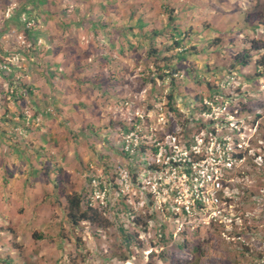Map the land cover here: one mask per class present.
<instances>
[{"label": "rangeland", "instance_id": "1", "mask_svg": "<svg viewBox=\"0 0 264 264\" xmlns=\"http://www.w3.org/2000/svg\"><path fill=\"white\" fill-rule=\"evenodd\" d=\"M31 1L0 0L1 4L18 6ZM42 1L61 8L64 15L78 6L81 11L85 10L83 6L89 11L94 3L97 7L108 5L102 0ZM126 2L146 3L147 17L152 20L156 16L155 22L140 23V29L128 31L127 44L112 40L110 46L96 37L93 42L81 36L77 40L70 30L61 33L58 29L64 39L46 46L40 42L41 53L35 54L32 49H36L33 36L39 33L37 26L36 33L26 39V47H30L20 49L28 56H18L9 73V80L18 79V97L10 94L8 78L0 79V264H264V161L250 160L234 178L233 187L237 188L231 192L228 217L205 226H181V221L167 215L160 203L146 197V190L134 184L124 189L120 169H131L122 158L125 155L118 151L119 133L110 137L109 132L114 127L118 130L124 109L119 98H106L122 90L113 82L117 71L113 67L119 61L126 65L123 72L129 74L128 81L132 80L130 96L138 94L143 83L145 102L163 99L170 92L177 99L209 95L212 87L224 84L225 78L235 73L239 87L230 89V95L226 86L224 94L250 108L248 117L257 129L251 133L254 138L248 157L259 154L264 159V77L255 76L253 65L229 71L243 39L264 44V0ZM166 7L176 10L174 22L168 27ZM121 9L124 15L128 7ZM75 15V20L87 24L95 19L92 13ZM129 24L133 25V20ZM173 24L178 28L173 32L183 37L187 51L184 61L172 64L187 75L186 82H178L181 86L176 89L169 81L155 80L161 71L153 57V50H160L161 56L171 54L164 51L171 47L172 40L166 35ZM141 29L145 36L154 29L166 35L154 36L151 41L140 38ZM100 30L103 34L104 29ZM39 36L45 39L42 33ZM17 39L14 34L0 39V58L2 52L18 45ZM120 48L133 59L123 60ZM45 49L47 60L41 55ZM66 53L74 61L60 57ZM46 61L58 63L59 68H46ZM139 61L143 81L138 70L131 71ZM197 78L198 83L194 82ZM94 80L100 83L98 87L91 84ZM92 177H98L105 188L104 200L102 196L95 199L91 193ZM74 194L80 197L82 209L90 204L96 211V222L72 227L66 198ZM137 219L139 227L134 224Z\"/></svg>", "mask_w": 264, "mask_h": 264}, {"label": "built area", "instance_id": "2", "mask_svg": "<svg viewBox=\"0 0 264 264\" xmlns=\"http://www.w3.org/2000/svg\"><path fill=\"white\" fill-rule=\"evenodd\" d=\"M35 25L34 16L29 11H21L18 5L8 3L4 7L0 6V39L4 40L11 34L18 38V45L12 51L1 53V80H9L11 67H14L13 61H18V56L27 57L24 50L20 49L30 47H26V39L29 37L25 32L30 34ZM16 83L15 81V85ZM8 84L7 81L6 85ZM10 93H13L12 87ZM204 103L210 104L207 101ZM225 108L226 105L222 110ZM166 114L171 117L162 103L155 105L154 109L145 108L129 114V125L122 133L120 150L126 154L132 170L124 167L120 169L119 176L123 186L128 189L134 173L141 170L145 172L142 179V175L137 177L141 188L148 187L152 194L162 193L174 197L176 202L185 206L189 215L194 214L190 212L193 210L192 205H219L218 193L222 190L224 181L222 168H231L236 161L231 155L234 150L232 137L230 134H221V130L226 129L225 126L207 134L203 131L190 134L181 126L166 132L165 127L170 122ZM154 120L161 125L160 128L154 126ZM183 131H187L186 134ZM131 155H143L144 158L139 162L132 161L129 159ZM98 184L96 177L92 180V185L96 187ZM213 213L217 214V210Z\"/></svg>", "mask_w": 264, "mask_h": 264}, {"label": "clouds", "instance_id": "3", "mask_svg": "<svg viewBox=\"0 0 264 264\" xmlns=\"http://www.w3.org/2000/svg\"><path fill=\"white\" fill-rule=\"evenodd\" d=\"M38 1L43 2V5H40V4L38 5L34 0H32L31 1L32 4L28 3V5L24 4V5L18 6L21 11H29L34 16V18L36 19L35 28L32 29L31 33L28 34L27 32H25V35L27 37H30L31 35H34L36 33L37 26L39 28L38 29L39 33H37L35 36H33L35 38V42H36L35 43L36 49H32V50L34 51L35 54L41 53V51H39V47H38L40 42L45 44V46L48 43L46 38L43 40V38L41 36H39L42 33L45 37V27H43L41 24H39V22H42L44 24V20H43L44 10H43V8H44V5L46 4V1H42V0H38ZM6 5L7 4H1V2H0L1 7H4ZM36 5H38V6H36ZM249 6H250V4H249ZM34 8L39 9V10L36 11ZM180 9L183 10L182 7ZM224 9L229 10V6H225ZM238 10H240V9H238ZM166 13L168 14V11ZM175 13H176V10H175L174 14ZM169 15H168V21H166L167 27L170 24L169 23ZM94 16H96L95 20H97L99 22L101 20H103L102 18H100L101 14L95 13ZM95 20H93L92 22H94ZM173 22H174V19L171 23H173ZM138 27L139 26H137L136 28H138ZM136 28H134V29H136ZM172 29L178 30V28L174 24L172 26H170V31ZM182 39H183V37L179 34V38H177L175 41L180 43V46L175 47L174 53H182L185 51V48L182 45ZM24 54L26 56H28V53H24ZM41 55L44 58H46V60H47V57L45 55H48V49H45ZM253 59H254V57H253ZM254 60H258V59H254ZM91 63H92V61H91ZM58 65H59L58 63L47 64V61H46L45 67L47 68L49 66V68L52 70L55 66L58 67ZM238 68L245 69L247 67L244 68L242 66H237L236 69H238ZM133 69L138 70L139 77L143 81V79H142V61H139L138 63H136V65L134 66ZM254 69H255V67H254ZM229 71H231V70H229ZM161 73L163 74V80H159V78H158L159 75L157 77H155V80L157 82L159 81L161 83H163L165 81H169L174 89L180 87L181 83L186 82L185 77L187 75L181 73L175 67V65H173L172 69L163 70ZM256 73H258V72L255 69V76H256ZM256 77H258V76H256ZM236 78L237 77H236L235 73H230L229 78L228 79L225 78L224 84L223 83L216 84L214 87L211 88V91H209V93H208L209 95L204 94V96H202L203 94H200L198 97L183 95V96H185L183 99H177L174 97L173 93L170 92L163 99L160 97L156 100H151L148 102L144 101L143 83H142V86H141L142 89L140 90V92H138V94L136 93L134 97H131L130 92H128V93H125L124 96L120 99L119 104L124 109V112L119 117V119H120L118 121L119 128L116 131H115V127H114V130H110V131L108 130L110 132V137L119 133V142H118L117 148H118V151L120 152V154H122L123 152L120 150V142H121V137H122L123 131H125L129 125V121H128L129 114L136 113L138 111L144 110L145 108L154 109L155 105H157L159 103H162L165 107V111L171 115V117H170L168 114H166V117H168V119L170 120L169 124L165 127L166 132L168 131V129L174 130L178 126H181V127H185L187 129V131L190 132V134L193 132L197 133L199 131H203L204 133L207 134L209 132L214 133V130L216 128H220L221 126L226 127V129L221 130V134H223V135L230 134V136L232 137V142L234 143V150L231 151V155H232V159H234L236 161L232 164L231 168H228V169L222 168L223 172H224L223 188L218 193V196L220 198L219 199L220 204L219 205H213L215 208L212 206H204V205H200V204L192 205L191 207H193V210H190V212H193L194 214L189 215V213L186 212L185 206L179 202H176L174 200V197L165 196L162 193H158V194L153 193L152 194L148 187L141 188V186L139 185V182H138L139 180L137 179V177L142 175L141 176V179H142L143 175L145 174L144 171H141V170L137 171L136 174L134 173L133 180L131 179L132 180L131 185L134 184V186L137 187L138 189L140 188V189L146 190V197L150 198L154 202L160 203L161 206L163 207V210L166 211L167 215H169L170 217H172L178 221H181V224H182L181 226H187V225H195L196 227H199L201 225L205 226V224H211L213 222H216V219H218V218L228 217V210L231 209V202H232L231 201L232 200L231 192L233 189L237 188L236 186L233 187L234 178L237 176V174L238 175L240 174V170L242 169L243 165L248 164L250 162V160H252L254 162H256V160L262 161V156L259 154H257V155L253 154L252 157H248L250 154V151H251V147H252L251 141L254 138V137H252L251 133H252V131L255 132L257 129V126L255 124H253L254 121H251V119L248 117L249 112H250V110H249L250 108L245 109V105L238 103V101L235 99L234 96L229 97V96H226L224 94V90H225L226 86H227L226 91L230 95L233 93L232 91H230V89L236 90L239 87ZM260 78H262V77H260ZM17 80L14 78L12 80H9L8 81L9 87L11 88L12 86H14V87L18 88L17 85L11 83V81L17 82ZM190 82L186 83V85H188ZM194 82L198 83V78L195 79ZM25 88L27 90H29L28 89L29 87H27L26 85H25ZM121 91L122 90H120V92ZM18 93L20 94L19 88H18L17 94ZM10 94H13V93H10ZM168 96H170L172 98L170 100H168L167 99ZM138 97H140V99H138ZM19 98H22V97L20 96ZM204 101H207L210 104H205ZM225 105H226V108L224 110H222L223 107H225ZM212 108H214V109H212ZM216 108H217V110H216ZM203 115L205 117H203ZM216 117H217V119H216ZM154 124H155L154 126H156L157 128H160V126H161V125L157 124L155 120H154ZM231 125H233V126H231ZM101 129L102 128H100V130ZM104 131L106 132V129ZM186 132H184V134H186ZM228 132H230V133H228ZM159 133H160V130H159ZM124 155L125 156H122V158L126 161V164L132 170V167L128 163V158L126 157V154H124ZM133 157L131 155V157H129V159H132V161L135 160L137 162L141 161L144 158L143 155H137L136 157H134V159H133ZM262 164H263V161H262ZM94 178H96V177H92L91 182H90L91 193L93 195H95V199H98V198H100V196H102V199L104 200L106 190L104 187H102V183L100 182L99 179H98V181H99L98 186H96V187L93 186L92 180ZM136 181L138 183H136ZM130 186H129V188H130ZM124 189L128 190L125 187H124ZM80 206H81V203H80ZM87 207H90V204ZM215 210H217V214L213 213V212H215ZM137 220L140 221V219H137ZM137 220L134 221L135 226H137V224H136ZM142 224H144V227H145V223H142ZM139 226H137V227H139ZM128 240H129V238H126L127 244H128Z\"/></svg>", "mask_w": 264, "mask_h": 264}, {"label": "crops", "instance_id": "4", "mask_svg": "<svg viewBox=\"0 0 264 264\" xmlns=\"http://www.w3.org/2000/svg\"><path fill=\"white\" fill-rule=\"evenodd\" d=\"M114 1V3H112ZM108 5L104 7V5H99L98 7L96 6L97 4L94 3L93 8L89 7V11H87L86 6H83V8H85L84 11H81L78 7L73 8L70 13L64 15V12L61 8L58 7H54L51 5H48L47 3L44 5V15H43V20H44V24H45V38L47 39V42H52V44H54V42L56 44L60 43V38L64 39L62 34H58V29L62 31L65 29L70 30V32H72V35L74 37L77 38V40H79L80 36L82 37L83 40H91L93 42V38H102L105 39V42H107L110 46H112V40H118L122 45L124 43H128L127 42V33L126 30H123L121 28L126 27L127 25H130L129 22L127 21V13L129 11V8L131 7L130 4H128L126 2V0H123L122 3L118 2L116 0H110L107 1ZM135 4H141V10L143 11L146 7V3L143 4L142 2L136 3ZM148 4V3H147ZM113 6L114 9H112V11L110 10L111 7ZM122 6H127L128 9L126 11V13L124 15H122L120 12L123 11L124 9H121ZM55 8V10H54ZM97 11V12H96ZM77 12H85V13H92L93 16L95 13L98 14H102L103 15V20H101L100 22L95 20L94 22H88V24L82 20H75L77 17L75 15V13ZM101 12V13H100ZM156 14L159 15V17H163V15H160V12L158 10H156ZM84 17H86L85 15H83ZM90 16V14H89ZM96 18V16H94ZM65 20H64V19ZM154 19H156V16H154ZM134 24L131 25L132 27H137L140 26L141 22H138V20L136 18L132 19ZM131 20V21H132ZM130 21V22H131ZM104 22H108L110 25H106L103 24ZM151 23V21H150ZM100 29H104V33L100 34L99 31H101ZM132 32H134V29H132ZM122 33H125V37H123ZM85 34H87L88 36L86 37ZM111 36H116L117 39H112ZM139 36L141 37V34H139ZM56 37V38H55ZM62 43H64V41L61 40ZM124 42V43H123ZM80 44V42L78 43ZM109 49V47L107 48V50ZM105 50V51H107ZM121 52H122V59L125 61H129L132 58L131 55H129L127 53V50L124 48H120ZM111 53H113V56L116 57V53L115 51L113 52L111 50ZM102 55H106L109 57V54H102ZM61 58H63L64 60H68L70 61H74L73 57L70 58L69 54L66 53L64 56H60ZM113 57V58H114ZM56 58V57H55ZM53 57V59H55ZM121 58V57H119ZM110 59V58H109ZM115 60H118L116 58H114ZM55 60H62V59H55ZM119 61V60H118ZM114 70H117L116 72H114V75L116 77L113 76L114 81L116 85L122 87V91L118 93V95H114L113 93L109 94L108 91V96L106 98L110 99H114V98H119V100L124 96L125 93H128L130 91H133V86H131L132 84V80L129 79L128 81V76L129 74H127L126 72H123V70L127 69L126 65H121L120 61L116 62L114 64L113 67ZM131 71H135L134 69H132ZM88 80V79H87ZM86 80V81H87ZM79 82V81H77ZM91 84L94 87H98L99 86V82H96L94 80L90 81ZM135 85V84H134ZM63 87V86H61ZM109 90V89H108ZM105 98V97H103ZM100 107V106H99Z\"/></svg>", "mask_w": 264, "mask_h": 264}, {"label": "trees", "instance_id": "5", "mask_svg": "<svg viewBox=\"0 0 264 264\" xmlns=\"http://www.w3.org/2000/svg\"><path fill=\"white\" fill-rule=\"evenodd\" d=\"M104 2L110 1V0H102ZM139 3V2H138ZM145 4V3H143ZM167 8V7H166ZM165 8V10H166ZM149 10L144 9L143 11L141 10V4H132L131 7L129 8V11L127 13V21L130 22L132 19L136 18L138 20V22L141 23H151L155 22L156 19H152L150 20V16L149 18L147 17V13ZM168 14L169 15V23H171L174 19V17L172 15H174L175 10L173 8H167ZM103 24L106 25H110L108 22H104ZM136 27H132L131 25H127L126 27H123L121 29L126 30V33L128 35V31H132V29H134ZM139 28V27H138ZM140 29V28H139ZM123 37L127 36L125 35V33H122ZM165 36L166 34L160 32L159 30L154 29L152 31L151 35H143L142 34V29H141V37L140 38H147V40H151L154 36ZM179 37V34L173 30H171L168 35H166L167 39L172 40V44L170 48H166L165 49V53H171L169 56L167 55H163L161 56V51L159 50H153V57H156V63H155V67L159 70V71H163V70H169L172 69L173 67V62L175 61H183L185 60V54L187 53V51L185 50L182 53H174V49L176 46H180V43L176 42L175 40ZM126 39V37H125ZM243 42H241V50L240 52H238L235 56L232 57L229 69L230 70H235L237 66H242V67H249L251 65H253L256 69V71L258 73H256V76L258 77H264V44L261 45L260 43L254 41V40H246L243 39ZM127 42H128V38H127ZM55 43V42H54ZM262 55L258 60H254L253 57L255 55ZM159 63H162V66L158 65ZM248 78H250V76H247ZM159 80H163V74L159 73L158 76ZM11 83L15 84V82L11 81ZM13 89V95L14 96H18L17 92H18V88L12 86ZM172 97L168 96L167 99L170 100ZM246 109V106H245ZM250 110V109H249ZM264 161V159H262ZM67 203H68V209H67V218L69 220V223L72 225V227H77L79 225V223L81 222H96V217H97V213L94 209H91L90 207H88L87 209H83L80 206L81 200L80 197L76 194H74L73 196H69L66 198ZM137 226H139L141 223L140 221H136ZM144 225V224H143ZM8 261V260H6Z\"/></svg>", "mask_w": 264, "mask_h": 264}]
</instances>
